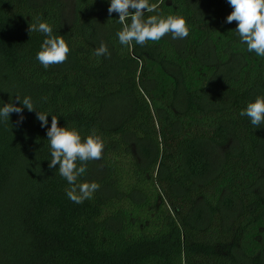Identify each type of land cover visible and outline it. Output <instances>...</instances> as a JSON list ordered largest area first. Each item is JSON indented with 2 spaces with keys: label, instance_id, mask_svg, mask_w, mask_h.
Wrapping results in <instances>:
<instances>
[{
  "label": "trees",
  "instance_id": "obj_1",
  "mask_svg": "<svg viewBox=\"0 0 264 264\" xmlns=\"http://www.w3.org/2000/svg\"><path fill=\"white\" fill-rule=\"evenodd\" d=\"M71 2L0 0V100L47 97L37 107L59 125L95 129L101 159L78 181L99 187L68 200L35 112L19 126L11 114L0 125V264H264V126L238 115L264 94V58L223 23L231 8L155 0L185 18L188 37L129 51L106 0ZM37 15L69 44L63 64L35 60ZM101 41L108 58L93 55Z\"/></svg>",
  "mask_w": 264,
  "mask_h": 264
},
{
  "label": "clouds",
  "instance_id": "obj_2",
  "mask_svg": "<svg viewBox=\"0 0 264 264\" xmlns=\"http://www.w3.org/2000/svg\"><path fill=\"white\" fill-rule=\"evenodd\" d=\"M225 2L231 11L225 16L223 23L231 24L235 21V27L231 30L238 37L239 44L248 53L264 58V0ZM106 3L108 16L113 17L112 14L115 13L120 25L114 33L115 38L121 46H127L129 51L133 44L144 46L148 41L161 40L166 34H170L172 40H183L189 35L185 18L179 14L160 11L159 3L155 0H106ZM27 31L29 36L37 33L43 37L35 52V60L44 69L65 62L70 51L69 44L62 36L54 33L49 22L39 15L31 17ZM93 55L108 58V46L101 41ZM38 102L47 103V97H40ZM38 102L31 95H21L19 92L9 94V102L0 100V125L10 124V115L16 114L15 123L19 126L25 120L24 110L34 111L35 120L45 130L49 157L45 158L47 167L58 170L59 176L67 182V199L81 204L92 198L99 185L95 181L79 182L78 178L86 173V162L101 159L104 141L95 129L82 136L75 126L59 125L58 117L48 109L40 110ZM238 115L246 118L254 128L264 126V94H257L246 101Z\"/></svg>",
  "mask_w": 264,
  "mask_h": 264
},
{
  "label": "rangeland",
  "instance_id": "obj_3",
  "mask_svg": "<svg viewBox=\"0 0 264 264\" xmlns=\"http://www.w3.org/2000/svg\"><path fill=\"white\" fill-rule=\"evenodd\" d=\"M64 3L66 5V11H70L71 10V5H72V2L71 0H64ZM171 38V36H170ZM172 40V39H171ZM173 42L177 43L179 40H172ZM178 44V43H177Z\"/></svg>",
  "mask_w": 264,
  "mask_h": 264
}]
</instances>
